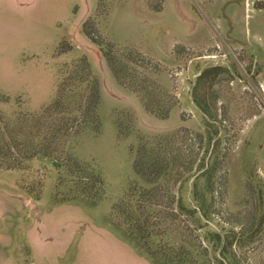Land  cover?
<instances>
[{
	"label": "rangeland",
	"instance_id": "obj_1",
	"mask_svg": "<svg viewBox=\"0 0 264 264\" xmlns=\"http://www.w3.org/2000/svg\"><path fill=\"white\" fill-rule=\"evenodd\" d=\"M66 79L85 124L53 157L3 159L0 264H264V0H0L18 156Z\"/></svg>",
	"mask_w": 264,
	"mask_h": 264
},
{
	"label": "trees",
	"instance_id": "obj_2",
	"mask_svg": "<svg viewBox=\"0 0 264 264\" xmlns=\"http://www.w3.org/2000/svg\"><path fill=\"white\" fill-rule=\"evenodd\" d=\"M78 68L80 71L83 72L84 76L86 75V78H91V67L88 63L86 58H83L81 60V63L78 64ZM78 73V72H77ZM201 75V77L205 76ZM86 78H83V80H86ZM204 78V77H203ZM202 79V78H200ZM68 81L64 80L59 88V92L55 100L43 110L42 113L34 115V116H23L20 121H24L29 126L30 122L33 121V123L36 122V124L39 126L45 125L47 126L48 130H50L47 137L44 139V141H41L36 146H32L31 148L25 152V156H18L21 148L25 146V144L20 141L18 136L9 137L11 139V142L6 144V137L4 138L2 135L4 133H7V135L10 136L12 134V130L14 128H17L14 126L15 123H8L6 128H2L1 124L3 123V120L0 119V166L1 168H5L6 170H15L20 168L19 162L15 158H9L7 164L2 163L3 159L6 157H10V155L16 157V158H23L25 160H31L33 158H36L37 156L43 155L45 157H53L56 155V151L58 150V145H63L64 138L67 136H71L73 130H75L77 125L79 126L81 124H85V121H80L78 117H75L74 119L71 118L67 119L66 114H69L71 109H69L70 104L66 100V93L68 91ZM100 100V94H99V85L96 83V81H93V87H92V93L89 97L88 101H85L82 103L81 107L86 105H91L89 108L95 110L98 106ZM88 108V110H89ZM83 122V123H82ZM71 123V124H70ZM30 127V126H29ZM24 128V127H19ZM40 132V131H39ZM55 148V149H54ZM154 158V157H153ZM135 170L137 171V174L141 176L142 178L146 179L148 182H154L157 180V177L163 172L164 169H159L162 167V163L158 161V159H149V158H143V156H139L137 161L135 162ZM166 171V170H165ZM160 173V174H159ZM153 177L155 179H153ZM155 188L146 189L144 191V194H151L155 190Z\"/></svg>",
	"mask_w": 264,
	"mask_h": 264
}]
</instances>
